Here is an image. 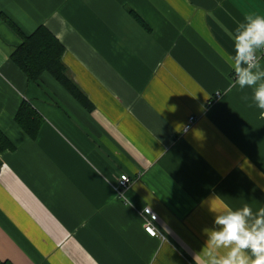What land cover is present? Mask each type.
I'll return each mask as SVG.
<instances>
[{"label":"crops","instance_id":"crops-1","mask_svg":"<svg viewBox=\"0 0 264 264\" xmlns=\"http://www.w3.org/2000/svg\"><path fill=\"white\" fill-rule=\"evenodd\" d=\"M250 14L264 0H0V129L13 145L0 153V259L206 264L211 200L264 207V110L251 88L229 90ZM11 22L57 37L84 101L46 71L26 77ZM23 100L41 118L34 136L15 120Z\"/></svg>","mask_w":264,"mask_h":264},{"label":"clouds","instance_id":"clouds-1","mask_svg":"<svg viewBox=\"0 0 264 264\" xmlns=\"http://www.w3.org/2000/svg\"><path fill=\"white\" fill-rule=\"evenodd\" d=\"M230 64L229 90L251 88V101L264 110V15H247L235 29ZM209 211L219 227L203 229L206 264H264V207L254 210L244 203L233 208L217 196ZM220 248L226 250L223 255Z\"/></svg>","mask_w":264,"mask_h":264},{"label":"trees","instance_id":"trees-1","mask_svg":"<svg viewBox=\"0 0 264 264\" xmlns=\"http://www.w3.org/2000/svg\"><path fill=\"white\" fill-rule=\"evenodd\" d=\"M133 16L144 26L143 19L133 10ZM21 35L22 41L10 54V59L21 69L30 81H38L44 71L50 73L78 101H84L85 94L69 76L67 67L62 60L63 44L43 24L31 33H23L15 24L10 23ZM15 120L30 135L34 136L40 127V115L27 101L23 100L16 111ZM13 147L12 142L0 129V153ZM1 164V160H0ZM0 264H12L1 260Z\"/></svg>","mask_w":264,"mask_h":264},{"label":"built area","instance_id":"built-area-1","mask_svg":"<svg viewBox=\"0 0 264 264\" xmlns=\"http://www.w3.org/2000/svg\"><path fill=\"white\" fill-rule=\"evenodd\" d=\"M194 116H190L188 118V123L186 127L190 125V123L193 121ZM126 177L127 179H124ZM132 183V178L128 176L127 174H120L117 177L116 183H115V188L117 190V193L119 195H123V192L126 188L130 186ZM142 215H143V227L144 229L150 234V235H157L158 230L156 228L155 222L157 221V214L149 207L145 206L142 209ZM155 216V218H154Z\"/></svg>","mask_w":264,"mask_h":264}]
</instances>
